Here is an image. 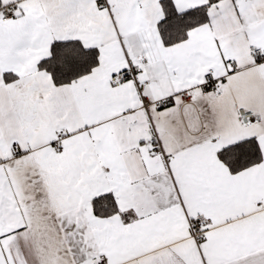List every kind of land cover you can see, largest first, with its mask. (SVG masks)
I'll use <instances>...</instances> for the list:
<instances>
[{"label": "snow or ice", "instance_id": "obj_1", "mask_svg": "<svg viewBox=\"0 0 264 264\" xmlns=\"http://www.w3.org/2000/svg\"><path fill=\"white\" fill-rule=\"evenodd\" d=\"M0 264H264V0H0Z\"/></svg>", "mask_w": 264, "mask_h": 264}]
</instances>
